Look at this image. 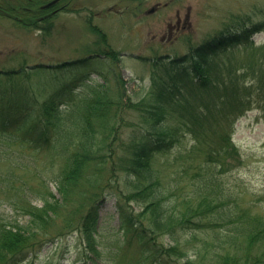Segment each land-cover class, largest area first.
Returning <instances> with one entry per match:
<instances>
[{"label":"trees","instance_id":"1","mask_svg":"<svg viewBox=\"0 0 264 264\" xmlns=\"http://www.w3.org/2000/svg\"><path fill=\"white\" fill-rule=\"evenodd\" d=\"M19 1L0 0V13L22 26L49 32L48 26L40 25L36 12L24 4L8 5ZM92 30L106 41L99 29ZM260 30H227L180 57L155 59L151 63V91L139 101L126 98L124 81L117 73L112 75L116 89L111 92L112 79L107 75L112 68L98 55L1 71L0 123L6 127L0 129V162L31 171L39 186H27L29 195L17 192L9 199L14 213L28 217L23 225L0 214V264H23L47 242L59 240L63 235H57L64 231L80 234L88 249L99 253L95 249L99 221L96 200L115 187L128 190L115 192L120 225L146 245L144 252L159 264H180L176 259L183 257V264H206L208 259L209 264H264V215L243 206L212 170L200 175L187 193L178 179L174 185H164L153 171L156 158L180 147L185 138L193 142L183 153L188 160L197 152L214 151L211 138L216 131L210 106L217 110L243 106L245 97L240 95L239 82L243 85L249 75L245 69L229 80L220 79L213 73L214 59L235 42L252 46L251 37ZM100 55L112 65L120 60L113 49ZM256 62L251 73L257 82L250 87L257 93L255 97L251 91L247 94L257 98L253 103L264 113V55ZM94 73L106 83L76 101L74 92ZM231 113L230 118L236 111ZM206 121L211 126L204 125ZM224 137L216 157L209 155L208 160L222 159L225 166H232L240 162L241 154L230 133ZM24 145L31 148L30 154L12 151ZM109 159L111 166L106 163ZM107 173L114 175L112 179ZM13 175L11 171L8 176L14 180ZM51 184L59 197L51 192ZM6 187L14 189L11 182ZM32 197L41 202L40 207L31 205ZM90 201L95 206L83 214ZM198 233H205L206 238L199 239L196 260L192 261L188 246L198 239ZM165 237L167 244L160 240Z\"/></svg>","mask_w":264,"mask_h":264},{"label":"rangeland","instance_id":"2","mask_svg":"<svg viewBox=\"0 0 264 264\" xmlns=\"http://www.w3.org/2000/svg\"><path fill=\"white\" fill-rule=\"evenodd\" d=\"M34 1L38 5L33 4ZM52 1L20 0L9 2L8 5L24 4L25 8L41 16L42 12L39 10ZM138 4V1L131 0H65L58 3V7L65 6L66 12H56L53 15L50 21L52 26L47 33L17 25L0 13V70L10 71L39 64L53 65L95 54L103 46L99 45V36L91 30L88 23V19L92 17L93 24L102 28L109 44L121 54L118 62L109 64L112 73L107 76L112 79V75L117 73L124 81L123 92L126 98L139 101L151 91V61L157 57H179L188 52L186 47L189 45L196 47L204 40L227 30L236 33L237 29H261L251 37L252 46L245 47L244 44L235 42L232 48L214 59L216 66L213 73L220 79L229 80V77H235V72L244 73L245 69L249 73L243 79L245 89H242L243 85L239 82L242 87L240 95L245 97L243 106L218 110L210 106L214 115L212 128L216 131L211 138V149L214 151L210 154L205 151L197 152L188 160V156L183 153L191 148L193 142L185 138L180 147L156 158L153 171L164 185H174L175 179H178V184L187 193L192 190L200 175L212 170L226 190L238 196L243 206L253 213L264 215V113L253 103L257 100L254 98L257 91L250 87L257 82L251 69L257 67L256 61L264 55V0H144L141 2L143 6L136 8ZM158 5L160 8L156 13L148 14L149 10ZM178 11L182 21L189 14L190 29H168V25H176ZM45 24L48 22L40 25L46 26ZM112 81L113 79L110 87L113 93L116 88ZM104 83L106 82L102 76L93 74L91 80L74 93L75 100L89 96L95 87ZM217 85L221 89L220 81ZM250 91L254 96L252 98L251 94H247ZM213 94L220 95L219 92ZM191 99L196 104L194 95H191ZM207 100L210 102L208 98ZM235 111L232 118L228 117ZM170 120L175 122L173 118ZM204 125L211 126V122L206 121ZM4 127L6 125L0 123V129ZM228 132L241 154L240 162L225 166L222 159L208 160L209 155L215 156L214 153L218 151ZM12 151L30 154L31 148L27 145L16 146ZM106 163L111 166L112 162L109 159ZM16 167L10 162H0V214L8 221L23 225L28 217L14 213L9 199L17 192L25 191L29 195L27 186L33 189L39 186V180L35 179L31 171L18 170ZM11 171L14 173V180L8 176ZM106 176L112 179L114 175L107 173ZM9 182L14 189L6 187ZM50 190L59 197L53 184L50 185ZM118 191L128 190L117 187L108 189L104 197L99 196V200H96L99 221L95 249L99 253L88 249L80 234L65 231L64 234H58L53 230L57 236H63L59 240L47 242L23 264H159L154 257L144 252L146 245L120 225L116 206L118 194H115ZM30 203L41 206V202L33 197L30 198ZM130 204L137 212L140 210L139 206ZM91 205L95 206V203L90 201L82 213L86 214ZM57 221L61 219L58 218ZM197 237L188 246L192 261L196 260L194 253L200 247L199 239L206 238L205 233H198ZM160 240L165 244L169 241L167 237ZM176 261L183 264L186 258H177ZM205 263L209 264V259Z\"/></svg>","mask_w":264,"mask_h":264},{"label":"flooded vegetation","instance_id":"3","mask_svg":"<svg viewBox=\"0 0 264 264\" xmlns=\"http://www.w3.org/2000/svg\"><path fill=\"white\" fill-rule=\"evenodd\" d=\"M127 1V0H126ZM131 1H138L139 2V4L138 5H136L135 7L136 8H138L139 6H143V4H141V2H143L144 0H131ZM64 8V6H62L61 8H60V10H62ZM159 8H160V6L158 5V6H155V7H153L152 9L153 10H149L148 11V14H153V13H156L158 10H159ZM135 12H137L138 10H134ZM180 12L178 11L177 12V15H176V25H172V24H170V25H168V29L169 30H176V31H179L180 29H190L191 28V23H190V21H189V14L185 17V19H184V21H182L181 20V18H180ZM88 23H90L91 24V29H100L97 25H95V24H93V19H92V17L91 18H89L88 19ZM102 29V28H101ZM125 29V28H124ZM172 33L173 32H171V34H170V38H171V36H172Z\"/></svg>","mask_w":264,"mask_h":264}]
</instances>
